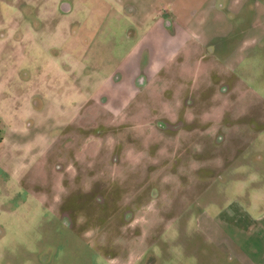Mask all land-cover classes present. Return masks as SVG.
Instances as JSON below:
<instances>
[{
	"label": "rangeland",
	"instance_id": "rangeland-1",
	"mask_svg": "<svg viewBox=\"0 0 264 264\" xmlns=\"http://www.w3.org/2000/svg\"><path fill=\"white\" fill-rule=\"evenodd\" d=\"M166 2L135 0L143 7L133 9L117 0H0V264H121L104 229L129 209L152 232L143 257L155 260L136 264H206L207 237L230 248L228 264H264V0ZM156 14L170 30L172 15L197 32V53L214 61L209 68L192 55L182 72L175 57L153 79L173 89L210 84L186 93L195 112L179 123L208 132L203 138H177L178 122L154 121L161 94L146 91V79L129 94L127 67L136 54L144 76L149 45L126 50ZM62 29L72 37L67 59L50 45ZM160 53L152 48L153 64ZM80 69L89 70L82 83ZM86 145L87 153H71ZM200 190L207 215L194 221ZM217 258L211 264H225L221 251Z\"/></svg>",
	"mask_w": 264,
	"mask_h": 264
},
{
	"label": "crops",
	"instance_id": "crops-1",
	"mask_svg": "<svg viewBox=\"0 0 264 264\" xmlns=\"http://www.w3.org/2000/svg\"><path fill=\"white\" fill-rule=\"evenodd\" d=\"M119 2V5H125L128 3L130 8L133 9H140V7L143 6H131L130 4L134 3L135 0H117ZM229 2L227 3L228 5H233L238 7L239 5H241L242 3L239 2V0H228ZM166 5L168 4V2H166ZM171 3V2H169ZM243 7V4L241 5ZM96 7H91L88 6V11L90 10H96ZM97 10H101V9H97ZM230 16L231 14L228 13ZM169 15V14H168ZM170 20V27L172 26V30L168 29L165 25L166 19H164L163 17H161L159 14H156L155 16L150 15L151 20H154L153 22H151L148 27H146L144 29V25H141L142 28L140 29V33L142 32V34H140L138 36V38L135 40V42L133 43V47H131L130 49L126 50L129 54L133 53L134 47H137L138 44L142 43V42H146V47L148 48V52L149 54L152 53V48H156L161 50L160 53V58L159 60V64H153L151 58L147 57L146 60V64L147 66V71L146 74L140 75V72L142 70V64H141V59H138L136 57V54L133 56V59H131V67L127 69H129L131 71V75H130V81L129 83H127L128 86V90H129V94L133 93L135 90H137V86L136 83L137 81L143 82L144 79L145 80V88L146 91H152V90H157L160 94L161 97L158 98L160 99V103L156 104V103H151V105L156 104V105H160V109L157 112V114L154 116L155 119L154 121H159V123L161 124L162 122L164 123H169V122H178L177 126H182L179 123H183V122H189L190 120V116L193 114V112H195V107L196 104L194 103L195 99H192L193 102L192 103H187V101L185 98V95L187 92H189L190 94L194 95L195 90H200V89H210V84L206 83H201L199 85H197V87H182L181 84L180 85H176V87L173 89L171 87H168L169 84L168 82H165L164 80L161 79V81L156 80V82H154V77H156V74L158 73V71L160 69H167L168 63L171 59H177L176 63L173 65L174 68H178V70H182V72H185V70L190 69V66L192 65V63H190V59L192 55H195L193 57V60L195 61V59L199 62V64H203L204 66L207 67H211V64L214 63L213 60H211V57L208 58H204V56L200 53H197V48H201V43L203 41L202 37H200L198 35L197 32L195 31H191L188 32L186 29H184V27H180L179 25H177L175 23V20L173 19L174 17L172 15L169 16ZM155 18V19H154ZM95 18L89 20V23H93L95 24ZM26 23H29L28 21H26ZM167 23V22H166ZM169 23V22H168ZM167 23V24H168ZM66 25V24H65ZM63 32V33H62ZM54 41L50 42V45L52 47L55 48H59L60 50L64 51V57L65 59L71 57L72 52H73V46H72V37L71 34L67 33V30H61V31H57L56 36L54 37ZM71 42V43H70ZM173 42V43H172ZM63 47V49H62ZM149 49H151L149 51ZM148 52H146L145 54H147ZM126 53V52H125ZM231 50L227 51L225 50L223 54H221V59L223 61V63H226L228 61V59H231ZM126 55V54H125ZM179 55V56H178ZM207 56V54H206ZM210 56V55H208ZM214 59H218V55H211ZM203 57V60H202ZM154 60V59H153ZM202 60V61H201ZM140 64H139V63ZM128 63H130V60L128 59ZM189 63V64H188ZM145 65V62H144ZM143 65V66H144ZM233 66V64H230L228 67L229 72L230 68ZM186 68V69H185ZM76 70V69H75ZM86 69H80L81 71V83L87 81L88 78V72L89 70L85 71ZM65 73H68L70 76V79L72 80L73 74H74V68H66V70L64 71ZM231 74H235L233 72H231ZM236 79H238V76H235ZM103 85L114 88L116 83L110 81L109 79H104V83ZM174 91L175 95H177L175 98H170L165 94V91ZM183 93V96H181ZM129 96V95H128ZM148 100V99H147ZM152 101H154V99H151ZM157 100V99H155ZM126 103L123 102L122 105H125ZM150 104V103H149ZM145 105H147V103H145ZM171 110L175 115L174 117H171L168 110ZM176 109V110H173ZM231 106L230 109L228 110V113L226 114V117H230L231 119H229L228 121L230 122H234V120H232V117H234L235 115H232V110H231ZM240 111H236V113H239ZM194 121V120H192ZM226 120V122H228ZM227 126V125H226ZM229 127H226V129H228ZM151 136H154L155 134L153 133L154 131L150 132ZM174 136L177 138H187V137H193V138H203L202 136L207 134L208 132L206 131H202L201 129H192V130H185L183 128V126L178 129V130H174ZM155 137V136H154ZM169 137V136H168ZM227 138V137H226ZM195 145V143H194ZM89 146H81V147H77L75 151L71 152L73 154H85L87 153V148ZM194 147V146H193ZM66 150L68 148H65ZM235 151H231L230 154H234ZM208 162L211 161H204L203 164L204 165H208ZM212 163V162H211ZM228 163V161L226 160V164ZM193 167H196L193 165ZM202 169V168H201ZM216 171V170H215ZM215 174V173H214ZM213 177V176H212ZM198 180V179H197ZM198 182L200 183V181L198 180ZM203 185H209L208 184H203ZM210 186V185H209ZM208 189V188H207ZM205 189V191L207 190ZM204 190H200V194H199V201L196 202L193 205L194 209H197L198 211H196L194 213V217L192 218L194 221L195 219L199 218L200 216L203 215H207V213H205V211L203 210V205L204 203H206V199H209V197H205L202 198V194L205 192ZM206 200V201H205ZM104 217V215H103ZM115 221L114 223L110 222L108 223V225L105 227L104 232H109L110 236L109 240L112 243V245L115 247V249H117V251H119L120 253L118 254L117 261H121V264H136L138 263L140 260L141 261H145L146 258H148V260H155V257L153 256V252L149 254H145V256L143 257L146 249L150 248L151 244H146L144 242L145 239H147L149 237V234H151L152 232H150V229L148 226H144L142 227L141 225L139 227L136 226L137 222H133L132 221V217H134V215H132V211L131 209L124 211L123 213H119L117 212L115 215L112 216ZM129 217L128 220H120V218H126ZM198 221V220H197ZM195 222L196 225V230L198 232H200L201 235L205 236L204 233L205 228H200V226H198V222ZM125 223V224H121ZM146 221H144L143 223H145ZM197 223V224H196ZM135 224V227L133 226ZM112 230H115V236H113V232ZM163 233V232H161ZM97 234V233H96ZM106 233H104L103 235H105ZM125 236V240H122V236ZM105 237V236H104ZM104 237L99 238L98 236H96V240L98 243H102L104 242ZM157 237V236H156ZM207 237V236H205ZM210 241H212V243H210V251L207 252L208 255V261H203L206 262V264H211V263H215L216 261H219V259L217 258V254L218 251H221L223 254V262L225 264L230 263L229 260L233 259V255L232 252H230V248H228L225 244L222 245V241L221 242H217L216 240H211L210 237H207ZM109 243V242H108ZM107 243V244H108ZM120 245H123V247H121ZM217 246H221L223 248H225L224 250L218 249L216 248ZM118 247V248H117ZM148 248V249H149ZM160 249V255L164 254V248H159ZM154 255L158 257V255L154 252ZM144 258V259H142ZM183 261H181L182 263ZM193 262V261H192ZM196 263H198L199 261H195ZM179 263V264H181ZM239 264H249V262L247 261H238ZM257 264V263H254Z\"/></svg>",
	"mask_w": 264,
	"mask_h": 264
}]
</instances>
